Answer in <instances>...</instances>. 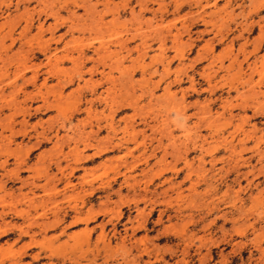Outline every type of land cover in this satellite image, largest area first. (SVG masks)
Segmentation results:
<instances>
[{"label":"rangeland","instance_id":"rangeland-1","mask_svg":"<svg viewBox=\"0 0 264 264\" xmlns=\"http://www.w3.org/2000/svg\"><path fill=\"white\" fill-rule=\"evenodd\" d=\"M2 230L0 264H264V0H0Z\"/></svg>","mask_w":264,"mask_h":264},{"label":"bare ground","instance_id":"bare-ground-1","mask_svg":"<svg viewBox=\"0 0 264 264\" xmlns=\"http://www.w3.org/2000/svg\"><path fill=\"white\" fill-rule=\"evenodd\" d=\"M61 95V94H60ZM121 141V140H120ZM94 145H92V147H93ZM96 149H97V147H96ZM105 149V148H104ZM98 150V149H97ZM100 150L101 149H99L97 152H100ZM103 150V149H102ZM79 151V150H78ZM78 151H76V152H78ZM97 152H95V153H97ZM80 153H81V151H80ZM94 153V154H95ZM79 154V153H78ZM77 154V155H78ZM94 154H91V155H87V156H85L84 158H82V159H85V158H92L93 157V155ZM79 157V156H78ZM81 160V159H80ZM79 160V161H80ZM4 162H7L6 161V159L4 160ZM78 162V161H77ZM80 165V164H79ZM19 166H20V164H19ZM75 167V166H74ZM5 168V167H4ZM3 168V169H4ZM18 169L19 168H17L15 171H16V173H17V171H18ZM75 169H76V167H75ZM73 170V169H72ZM71 171V170H70ZM82 177H86L85 175H83ZM20 179V178H19ZM65 183V186H66V184L68 185V184H70V179L68 180L67 178H66V180L64 181ZM23 184V183H22ZM73 185V184H72ZM71 185V186H72ZM101 185H103V183L101 184ZM74 186V185H73ZM83 188V187H82ZM69 210L71 211V213H73L72 214V220L70 221V222H68V223H66V225L68 224V225H71V226H73V225H76L77 223H80V222H83V223H85V224H87L89 221H91V220H93L94 218H95V214H93L92 215V213H91V211L90 212H87V213H84L83 214V212L79 209V208H77L76 207V205L75 206H72V207H70L69 206ZM89 209H87V211H88ZM65 211V210H64ZM62 214H64L63 212H62ZM61 214V216H63ZM66 214V213H65ZM68 214V213H67ZM63 218V217H62ZM66 218V217H65ZM61 217H59V215L58 214H54V216H53V220L52 221H48L47 219H40L41 221H40V223L37 225V229H38V231H42V232H46V230L48 229L47 227H50V228H52L56 223H58V222H60L61 220ZM64 222V221H63ZM103 223V222H102ZM61 224V223H60ZM63 224V223H62ZM67 225V226H68ZM100 225V224H99ZM98 225V226H99ZM103 225V224H102ZM102 225H100L101 227H102ZM65 226V225H64ZM99 226V227H100ZM63 227V226H62ZM87 227V226H86ZM60 230H62V232H65L64 231V227L63 228H61ZM28 231V229L26 230V229H20L18 232H27ZM5 233H6V231H4V230H2V231H0V235H5ZM61 233V232H60ZM45 234V233H44ZM72 235V234H71ZM76 235V234H75Z\"/></svg>","mask_w":264,"mask_h":264}]
</instances>
